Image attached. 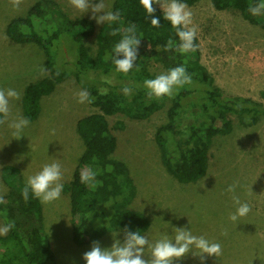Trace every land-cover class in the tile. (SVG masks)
<instances>
[{
    "label": "rangeland",
    "instance_id": "374dc122",
    "mask_svg": "<svg viewBox=\"0 0 264 264\" xmlns=\"http://www.w3.org/2000/svg\"><path fill=\"white\" fill-rule=\"evenodd\" d=\"M37 1L18 0L14 4L13 0H0V88L15 89L20 94L19 100L11 101L10 120L24 117L22 101L26 85L51 72L47 56L38 45L14 42L6 33L8 23L25 16ZM54 1L71 19L92 16L90 10L80 13L69 0ZM105 3L111 11L113 0ZM188 8L198 29L200 61L208 69L213 86L224 96L249 97L264 106V28L250 23L238 10L214 8L211 0H200ZM93 21L95 32L85 43L96 54L106 23L98 25ZM59 68L66 70V78L51 94L41 98L37 119L30 121L20 139L12 136L13 129L7 124L0 126V196L3 198L9 189L6 182L16 183L19 179L26 182L28 176L52 162L61 165V183L66 184L84 150L76 124L98 108L87 102L79 103L77 93L88 92L92 82L80 77L67 64ZM148 69L156 76L167 72L155 59L149 60ZM170 105L167 100L162 109L144 120L125 114L107 116L118 139L112 158L126 164L134 183L129 207L143 213L148 220L141 234L155 241L164 233L172 235L174 228H190L194 235L222 245V255L207 257L205 264H264V116L253 121L234 114L221 115L218 124L228 120L230 125L212 139L205 175L195 182L181 183L163 163L155 139L158 128L168 121ZM182 117L183 124L194 120L188 113ZM120 123L122 126L117 128ZM234 183H238L235 194L242 203L251 206L250 213L237 222L229 219L238 207L233 203V193L227 191ZM42 205L44 231L54 250L52 264H86L83 254L91 250L92 242L78 245L73 240L69 194L63 189L58 200ZM2 225L4 221L0 217ZM116 232L115 238L123 241V230L106 231L95 241L102 248H110ZM174 264H200V260L189 253Z\"/></svg>",
    "mask_w": 264,
    "mask_h": 264
},
{
    "label": "trees",
    "instance_id": "16d2710c",
    "mask_svg": "<svg viewBox=\"0 0 264 264\" xmlns=\"http://www.w3.org/2000/svg\"><path fill=\"white\" fill-rule=\"evenodd\" d=\"M198 1L181 0L189 6ZM211 2L218 10H238L250 23L264 28V14L254 16L248 10L259 0ZM153 7L156 9L153 15L159 18L160 27L151 25L152 16L147 14L139 0H113L111 11H118L121 19L103 27L96 54L85 43L95 32L93 19H71L54 0L37 1L25 16L13 18L6 27L8 37L14 42L38 45L51 66L49 75L26 85L22 101L25 118L30 121L37 119L41 98L51 94L66 78V70L59 66L67 64L80 77L92 82L88 86V93L94 98L90 104L98 111L77 121L76 131L84 150L71 179L63 185L69 194L73 240L78 245L91 243L106 231L123 230L125 227L131 231H142L148 226L143 213L129 207L134 196V183L126 164L112 158L118 139L107 116L125 114L132 119L144 120L162 109L169 100L168 121L158 128L155 139L161 149L163 163L181 183L195 182L205 175L212 139L230 125L228 120L218 124L221 115L234 114L253 121L260 115L264 116L262 103L249 97L224 96L218 87L213 86L208 69L200 61L197 36L195 52L180 54L174 49L166 51L169 38L177 43L179 38L170 22L164 19L159 4ZM133 23L137 36L141 38L136 60L138 70L134 66L124 74L117 72L112 60L105 57L115 56L112 53L115 44L122 39L123 30ZM115 29L120 31L113 36L111 33ZM62 57L64 60L61 61ZM151 59L160 62L166 71L185 66L192 77L191 84L180 88L171 98L149 97L143 82L156 77L148 69ZM125 86L132 88L130 96L123 93ZM184 113L192 115L194 120L183 124ZM121 126L120 123L117 128ZM88 170L96 174L95 180L81 183V174ZM6 184L9 189L3 203H0V217L4 224L11 221L15 227L0 235V264H52L54 250L44 231L41 201L31 191L28 200H24L22 190L26 182L20 179Z\"/></svg>",
    "mask_w": 264,
    "mask_h": 264
},
{
    "label": "clouds",
    "instance_id": "9594fccd",
    "mask_svg": "<svg viewBox=\"0 0 264 264\" xmlns=\"http://www.w3.org/2000/svg\"><path fill=\"white\" fill-rule=\"evenodd\" d=\"M70 4L80 13H86L89 10L92 13L91 18L99 24H113L120 21V13L107 10L105 0H69ZM149 16H152L151 25L160 27L159 18L153 14L156 9L154 4H159L163 17L169 21L172 28L176 31L179 43L169 38L165 45V50H175L180 54L197 51L198 45L195 43L197 36V27L193 25V13L188 5L181 0H139ZM14 4L18 0H13ZM249 12L256 16L264 14V0L249 6ZM103 13L102 15H98ZM120 29L112 31L115 36ZM141 38L137 36L136 25L133 23L123 30L122 39L115 44L112 53L115 56H106L105 59H111L115 65L116 71L120 73H129L136 64L138 56V46ZM123 58H119V57ZM110 82V81H109ZM192 82V77L188 74L186 67L176 66L166 73H162L155 78L145 79L143 84L147 89L149 97L160 99L162 97L171 98L176 91ZM126 96L132 94V88L125 86L122 89ZM79 103H92L93 99L86 90L77 93ZM20 94L15 89L0 88V126L5 124L13 129L12 136L20 139L23 131L29 126L30 120L17 116L10 120L11 101L19 100ZM95 173L91 170L81 174V183H91L95 180ZM63 173L61 165L58 162H52L42 167L35 175L26 178V185L22 190V196L25 201L28 200L29 191L42 203H51L58 200L63 191ZM238 183L230 185L228 192L233 193L232 200L238 207L236 211L230 214L229 219L237 222L240 218L247 216L251 211V206L247 202H241L240 197L235 194ZM0 203H3V196H0ZM15 227L14 222H7L0 226V234H7ZM123 241L116 239V233H113V243L110 248H102L99 241H93L91 250L83 254L86 264H174L175 261L182 260L191 253L193 257H198L200 264H205L207 257H220L223 249L217 241H212L204 236L194 235L190 228H174V233L169 235L162 234L155 241L150 240L140 231H131L127 227L123 229Z\"/></svg>",
    "mask_w": 264,
    "mask_h": 264
}]
</instances>
